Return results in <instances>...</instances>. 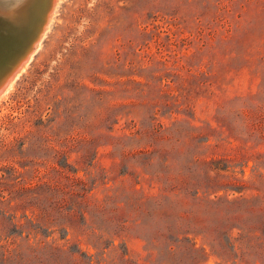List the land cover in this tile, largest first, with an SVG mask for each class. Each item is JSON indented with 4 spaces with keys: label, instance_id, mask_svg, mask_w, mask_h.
<instances>
[{
    "label": "rangeland",
    "instance_id": "1",
    "mask_svg": "<svg viewBox=\"0 0 264 264\" xmlns=\"http://www.w3.org/2000/svg\"><path fill=\"white\" fill-rule=\"evenodd\" d=\"M259 114L264 0H61L0 99V264H264ZM66 176L83 215L27 226Z\"/></svg>",
    "mask_w": 264,
    "mask_h": 264
},
{
    "label": "trees",
    "instance_id": "2",
    "mask_svg": "<svg viewBox=\"0 0 264 264\" xmlns=\"http://www.w3.org/2000/svg\"><path fill=\"white\" fill-rule=\"evenodd\" d=\"M251 131L253 133H258L261 137H264V116L259 114L250 122ZM159 128L162 129V124H159ZM156 131H159V129H156ZM139 153H142V151H139ZM67 182L65 183H37L35 185H24L21 187V193L23 194L22 201L24 206H34L33 210L31 211L32 216L29 217L27 214H25V217L27 218V226H33L32 221L33 219H36L38 222L36 225H34V229L39 227V221L40 219H44L48 221L49 218V206H43V205H35L36 201L40 199L41 191L44 192L46 190L50 197L54 196L55 199L66 198L68 199L69 205L65 207L64 204H61L60 202H56L55 206L53 207V211L55 213L53 217V221L50 220V223L57 224L58 218H65L73 216V214L76 211H80V213L83 215V212L86 208V203L84 202V199L86 198V193L90 190V188L87 187L86 181L79 177H69L66 176ZM160 191H164V186L159 187ZM81 205H84V207H80ZM26 210V209H25ZM36 232V231H35ZM29 234V233H28ZM27 234V236H28ZM26 236V237H27ZM28 239V238H27ZM26 247H29L30 251H36L37 249L33 248L32 246L25 244ZM22 245H18L13 251L20 250L22 247H25ZM18 254V253H17Z\"/></svg>",
    "mask_w": 264,
    "mask_h": 264
},
{
    "label": "bare ground",
    "instance_id": "3",
    "mask_svg": "<svg viewBox=\"0 0 264 264\" xmlns=\"http://www.w3.org/2000/svg\"><path fill=\"white\" fill-rule=\"evenodd\" d=\"M60 1L61 0H0V16L2 17L0 19V35L4 34L6 30L12 27L23 29L25 32L24 41H31L40 34L38 39L34 42V48L28 59L22 64L15 79L10 81L8 87L0 95V99L10 90L15 80L26 71L33 55L40 46L42 38L50 28V23L52 22L54 14H56ZM31 8H33V13L29 19Z\"/></svg>",
    "mask_w": 264,
    "mask_h": 264
},
{
    "label": "water",
    "instance_id": "4",
    "mask_svg": "<svg viewBox=\"0 0 264 264\" xmlns=\"http://www.w3.org/2000/svg\"><path fill=\"white\" fill-rule=\"evenodd\" d=\"M32 10L33 8L30 10L29 19L32 16ZM39 35L31 41H24L25 32L18 27H12L0 35V95L8 87L10 81L15 79L22 64L33 50L34 42Z\"/></svg>",
    "mask_w": 264,
    "mask_h": 264
}]
</instances>
